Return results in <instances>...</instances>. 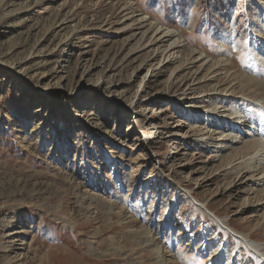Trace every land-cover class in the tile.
Segmentation results:
<instances>
[{
    "label": "rangeland",
    "instance_id": "1",
    "mask_svg": "<svg viewBox=\"0 0 264 264\" xmlns=\"http://www.w3.org/2000/svg\"><path fill=\"white\" fill-rule=\"evenodd\" d=\"M143 18L186 43L166 71ZM262 43L251 0H0V264H156L138 227L172 264L236 251L235 264H255L231 232L262 241L264 209L240 213L248 200L228 196L238 170L203 164L200 146L175 161L166 132L197 124L172 101L197 72L189 50L226 63L217 84L245 94L246 76L263 78ZM156 126L165 139L146 145Z\"/></svg>",
    "mask_w": 264,
    "mask_h": 264
},
{
    "label": "bare ground",
    "instance_id": "2",
    "mask_svg": "<svg viewBox=\"0 0 264 264\" xmlns=\"http://www.w3.org/2000/svg\"><path fill=\"white\" fill-rule=\"evenodd\" d=\"M252 1L264 11V0ZM139 20L142 24H140L141 27L149 26L150 28L149 41L146 46L153 49V59H159L156 69L166 71L179 61L181 58L180 53L186 48V43L176 31L168 27L149 22L147 18ZM260 51L264 53V43L261 44ZM188 56L190 62L187 65L190 63V68L197 67V72L186 80L184 83L186 86L180 90L177 96L172 97V101L191 113L195 118L194 120L198 122L196 121L197 124L194 125L193 129L184 133L182 132V129L186 127L184 125H176L177 130H170L167 127L166 137L175 139L179 144V151L174 152L172 159L178 161L183 155H188L194 147L200 146L209 152L203 164L204 162L211 164L220 162L223 159L227 160V166L234 165L238 170L234 179L226 187L228 196L233 195L235 200L245 196L243 199L248 200V206L246 209L240 210V213L247 210L258 212L264 209V131L258 121L261 117H264V73L262 79L246 76V83L251 84L250 92L236 94L230 80L226 83V87L217 84L218 77H228V72L224 70L226 63L220 59L213 60L193 49L189 50ZM262 61L264 63V60ZM201 73H206L202 77L203 80L198 77ZM200 87L203 89L199 90ZM242 99L245 103L240 101ZM139 105L140 102L131 103L128 106L129 111L135 113V108ZM161 112L163 113L164 110ZM133 122L135 129L142 126V121L135 119ZM187 127L192 128V126ZM150 129L156 130L151 133L153 136L145 137L143 143L147 145V143L155 140L165 139V137H161L164 134L161 127L156 126ZM137 132H139L138 129ZM203 168H205V165ZM176 186L179 188L177 184ZM177 190L179 191V189ZM182 192L187 194L184 190ZM197 204L205 210L203 204ZM216 224L219 229H226V219H216ZM261 226L264 228V220ZM231 233L238 240L239 245L250 251L255 264H264V231L262 234L263 239L260 242L250 240L249 235L245 233ZM135 234L140 243H143L146 247H155L156 264H172L166 259L171 258V256H164L160 252L156 242L157 238L150 231L144 227H138V229H135ZM238 255L237 251L235 254H231L226 264H235V258ZM216 257L213 255L211 258L215 259Z\"/></svg>",
    "mask_w": 264,
    "mask_h": 264
}]
</instances>
